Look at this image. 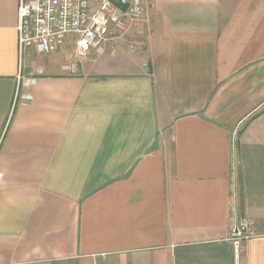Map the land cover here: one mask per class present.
<instances>
[{
  "label": "crops",
  "instance_id": "1",
  "mask_svg": "<svg viewBox=\"0 0 264 264\" xmlns=\"http://www.w3.org/2000/svg\"><path fill=\"white\" fill-rule=\"evenodd\" d=\"M17 7L0 0V264H264V0H146L79 58L20 57Z\"/></svg>",
  "mask_w": 264,
  "mask_h": 264
},
{
  "label": "built area",
  "instance_id": "2",
  "mask_svg": "<svg viewBox=\"0 0 264 264\" xmlns=\"http://www.w3.org/2000/svg\"><path fill=\"white\" fill-rule=\"evenodd\" d=\"M145 9L146 0H18V54L21 57L27 49L48 54L70 47L74 57L99 55L125 21L141 20ZM35 80L26 77L22 84ZM255 235L250 219L236 222L232 230L235 245Z\"/></svg>",
  "mask_w": 264,
  "mask_h": 264
}]
</instances>
